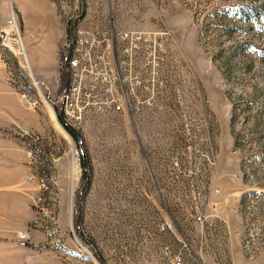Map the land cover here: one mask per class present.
I'll list each match as a JSON object with an SVG mask.
<instances>
[{
	"label": "rangeland",
	"instance_id": "obj_1",
	"mask_svg": "<svg viewBox=\"0 0 264 264\" xmlns=\"http://www.w3.org/2000/svg\"><path fill=\"white\" fill-rule=\"evenodd\" d=\"M44 1L0 0V32L24 46L57 28L64 69L72 34L145 31L140 113H89L79 139L56 115L57 142L25 136L51 186L37 221L84 256L71 264H103L98 254L107 264H264V0ZM36 47L25 58L0 43L2 65L31 91ZM115 53L122 60L118 44Z\"/></svg>",
	"mask_w": 264,
	"mask_h": 264
},
{
	"label": "crops",
	"instance_id": "obj_2",
	"mask_svg": "<svg viewBox=\"0 0 264 264\" xmlns=\"http://www.w3.org/2000/svg\"><path fill=\"white\" fill-rule=\"evenodd\" d=\"M26 2L29 4L32 0ZM40 3L44 5L45 1ZM21 12L24 15L23 9ZM56 31L54 28L47 30L45 36H29L24 40L25 50L37 46L31 51L29 63L34 76L53 97L60 91L62 67L59 47L63 36H58ZM25 55L28 58L26 51ZM1 59L0 54V62ZM55 116L50 104L43 100L38 110H29L0 65V264H71L70 257L84 260L82 254L72 252L61 243L64 238L55 239L53 230H44L37 221L33 201L39 193L26 179L38 170L23 137L32 133L40 135L48 145L57 142L51 136ZM51 179L57 188L66 183L57 176L51 175Z\"/></svg>",
	"mask_w": 264,
	"mask_h": 264
},
{
	"label": "built area",
	"instance_id": "obj_3",
	"mask_svg": "<svg viewBox=\"0 0 264 264\" xmlns=\"http://www.w3.org/2000/svg\"><path fill=\"white\" fill-rule=\"evenodd\" d=\"M4 34V31L0 32L2 47L10 51L12 50L9 45L21 49L17 42L20 38L13 39ZM116 44L122 55V60L119 61L115 57ZM64 52L68 55V61H74V69H67L69 83L67 87L64 86L57 100L51 98L43 82L34 76L28 62L32 91L25 88L21 77H16L15 72L6 68V63L3 66L0 62L8 74L7 78L17 87L19 97L28 109L38 110L37 91H44L50 106H59L60 112L64 111L67 121L74 127H79L92 112L122 114L126 108L135 113L142 111L145 104V66L141 70L136 69L135 58L137 54L145 52V31H79L76 36H70ZM38 153L37 149L29 151L31 158L40 164ZM79 163V157H76L73 167L74 181H78L80 177ZM74 168L77 172H74ZM26 179L41 193L33 201L34 207L38 208L43 203L42 194L51 191L50 183L39 172L27 176ZM198 220L201 218L198 217ZM173 264H183L182 259L175 258Z\"/></svg>",
	"mask_w": 264,
	"mask_h": 264
},
{
	"label": "trees",
	"instance_id": "obj_4",
	"mask_svg": "<svg viewBox=\"0 0 264 264\" xmlns=\"http://www.w3.org/2000/svg\"><path fill=\"white\" fill-rule=\"evenodd\" d=\"M63 56H65V52L63 53ZM64 61V60H63ZM62 74H63V77H64V83L60 89V92H59V95H61L62 91H63V88L65 86V83H66V80H67V75H66V72H65V69H64V66L62 64ZM54 109H56L57 113V117L58 119H60L61 123L63 124V126L68 130V132L75 138V136L73 135V133L68 129V127H66L63 123V121L61 120V117H60V108L59 106H54ZM23 140L26 142V144L29 146V148L31 149H36L37 148V144L34 143L30 138L28 137H23ZM82 166H83V176H82V183L84 184L86 182V180L88 179V173H87V170H86V167H85V164H84V159L82 158ZM37 170L38 172L44 176V174H42L40 171H41V168L40 167H37ZM47 176V175H46ZM44 176V177H46Z\"/></svg>",
	"mask_w": 264,
	"mask_h": 264
},
{
	"label": "water",
	"instance_id": "obj_5",
	"mask_svg": "<svg viewBox=\"0 0 264 264\" xmlns=\"http://www.w3.org/2000/svg\"><path fill=\"white\" fill-rule=\"evenodd\" d=\"M66 66H67V64H66ZM68 83H69V78L67 79V81H66V87L68 86ZM60 117H61V120L63 121V123H64V125L66 126V127H68V129L73 133V135L77 138V139H79V137H80V134H79V132L76 130V128L72 125V124H70L66 119H65V116H64V111L63 110H61V112H60ZM85 167H86V163H85ZM86 169H87V167H86ZM86 182H88V179H87V181ZM86 186H87V184H86ZM86 186H85V188H84V190L86 189ZM80 215H79V217H78V222H77V224L78 225H80ZM81 235L90 243V244H92L94 247H95V245H94V243H93V241L92 240H90V239H87L86 237H85V235H84V233L83 232H81ZM96 248V247H95ZM98 257H99V259H100V261L103 263V264H107L106 262H105V260H104V258L102 257V255L101 254H98Z\"/></svg>",
	"mask_w": 264,
	"mask_h": 264
},
{
	"label": "bare ground",
	"instance_id": "obj_6",
	"mask_svg": "<svg viewBox=\"0 0 264 264\" xmlns=\"http://www.w3.org/2000/svg\"><path fill=\"white\" fill-rule=\"evenodd\" d=\"M9 46H10L12 51L13 50L16 51L14 46H12V45H9ZM19 52H20L21 55L25 56V58H26V55H25V52H24V46H23V42L22 41H21V50ZM66 64H67V66H66ZM67 69H74V61H68V55H66V59H65V71L66 72H67ZM38 109H39V100H38ZM74 172H77L75 168H74Z\"/></svg>",
	"mask_w": 264,
	"mask_h": 264
}]
</instances>
